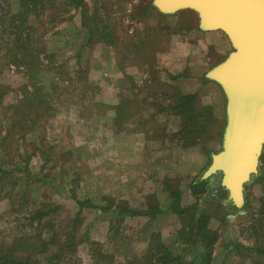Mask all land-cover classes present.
<instances>
[{
    "label": "rangeland",
    "instance_id": "1",
    "mask_svg": "<svg viewBox=\"0 0 264 264\" xmlns=\"http://www.w3.org/2000/svg\"><path fill=\"white\" fill-rule=\"evenodd\" d=\"M84 1L93 33L69 0H38L44 12L28 14L32 37L53 55L40 53L32 68L0 60V169L14 168L0 183V242L24 230L53 236L48 251L62 255L59 264H159L164 249L192 264H264V161L236 214H226L225 189L212 198L189 187L225 126V97L214 107L208 82L176 107L186 88L178 77L189 73L177 39L197 14H164L153 0ZM1 6L21 10L20 0ZM36 97L45 113L34 120ZM39 202L56 206L43 227L18 228L27 220L12 210ZM173 205L190 208L178 214Z\"/></svg>",
    "mask_w": 264,
    "mask_h": 264
},
{
    "label": "water",
    "instance_id": "2",
    "mask_svg": "<svg viewBox=\"0 0 264 264\" xmlns=\"http://www.w3.org/2000/svg\"><path fill=\"white\" fill-rule=\"evenodd\" d=\"M161 13L190 9L201 30H221L233 50L210 68L225 104L221 148L212 152L200 179L220 175V186L236 209L245 204V185L259 172L264 148V0H153Z\"/></svg>",
    "mask_w": 264,
    "mask_h": 264
},
{
    "label": "trees",
    "instance_id": "3",
    "mask_svg": "<svg viewBox=\"0 0 264 264\" xmlns=\"http://www.w3.org/2000/svg\"><path fill=\"white\" fill-rule=\"evenodd\" d=\"M37 1L38 0H20V11L16 13H12L10 9L3 8V6L0 7V55L2 58L0 60H6L10 63L16 64V65H23L26 68H32V64L34 62L36 64H42L41 59H39L37 56H39L40 53L45 54V57H51L53 54H46V50H40L38 49V43L37 40L33 39L32 34L34 27L32 26L30 20L28 19V14L31 12H34L36 15H41L42 12H44V4H40L37 7ZM76 9H79L81 11V26L88 29L89 33H93L92 26L86 22L87 15H86V3L84 0H69ZM6 2V1H5ZM49 21L53 22L56 19V16L50 15ZM7 39V40H4ZM35 40V42H34ZM5 47V48H4ZM50 60L47 59V63H49ZM1 67V66H0ZM29 70V69H28ZM204 81H207V79L204 77ZM39 89L40 87H34V93L32 96H39ZM47 96V93H45V97ZM197 95L195 93H185L181 94L179 97V102L176 107L182 108L192 102V100L197 99ZM35 104H34V120H37L43 115L45 112H41L38 109L41 110L39 105L41 104L40 98L36 97ZM19 104H22L23 102H28V100H24L23 98L19 101ZM15 106L18 105H10L8 108H16ZM30 105H26V107H29ZM121 106L120 104L116 105L114 109L119 111ZM49 106H45L43 110H49ZM200 120L201 121H207V114L199 113ZM198 119V117H197ZM32 121V120H31ZM204 123V122H203ZM222 132V131H221ZM264 161V148L260 157V163ZM26 171V175H30V171L28 170L27 166L24 168ZM14 171V168L12 169H0V183H5V179L11 178L12 172ZM260 172V171H259ZM259 172L257 175H259ZM254 176V178H257L258 176ZM201 175H198L192 179V181L189 184V187L192 189V192L195 194L196 197H200L203 194H206L209 197H216L218 193H220L224 188H222L219 184L220 182V175H213L212 177L201 180ZM252 178V179H254ZM18 179V178H17ZM12 185V184H11ZM10 192L13 191V186H10L8 189ZM76 202L81 205L83 202L82 200L77 199ZM246 196H245V204L241 209H236L234 206L231 205L230 202L226 204V214H236L238 212L244 211L246 209ZM11 208H18L15 207L16 204L13 202V200L10 201ZM55 207H49L48 203L45 202H39L37 207H30L27 209H24L22 214H18L20 211L12 210L15 212L16 216L21 215L23 219L27 220V222L20 224H17L18 228H34L38 229L39 227H43V223L47 221V216L55 211ZM174 207V205H173ZM195 211H197V204L194 203L192 206ZM20 208V207H19ZM190 208L189 206L180 208V207H174V212L176 213H182L184 210ZM12 217V216H11ZM6 218V217H4ZM34 223H36L34 225ZM46 229V227H45ZM23 235L20 236H14L6 242V240H3L0 242V264H39L36 258L45 256V262L46 264H59L60 262L57 261L62 257L61 254H55L52 255L51 252L48 251V248L52 244L53 236L50 238H45L42 235L40 236L37 234H33L31 230H24ZM213 239V236L211 237ZM70 240V239H68ZM67 242V241H66ZM65 242V243H66ZM62 248V247H60ZM162 254L159 256L156 260L159 264H192L189 262H185L182 260V256L179 254H172L167 249L161 250ZM52 258H55V262L51 263L49 262ZM57 261V262H56ZM82 264L77 263V261L72 260L71 257L66 259V262L63 264Z\"/></svg>",
    "mask_w": 264,
    "mask_h": 264
},
{
    "label": "crops",
    "instance_id": "4",
    "mask_svg": "<svg viewBox=\"0 0 264 264\" xmlns=\"http://www.w3.org/2000/svg\"><path fill=\"white\" fill-rule=\"evenodd\" d=\"M179 37L177 57L184 62L186 68L189 67L188 75L178 77V80L186 85V88L182 87V92L191 93L198 87L203 88V82H208L214 86L212 104L214 107L221 106L224 94L219 85L209 79L204 81L203 78L210 68L222 62L233 50L229 38L221 30H201L198 23L185 33H180Z\"/></svg>",
    "mask_w": 264,
    "mask_h": 264
}]
</instances>
